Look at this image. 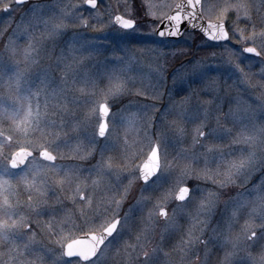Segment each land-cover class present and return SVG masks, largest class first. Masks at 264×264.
I'll list each match as a JSON object with an SVG mask.
<instances>
[{"label":"snow or ice","instance_id":"obj_1","mask_svg":"<svg viewBox=\"0 0 264 264\" xmlns=\"http://www.w3.org/2000/svg\"><path fill=\"white\" fill-rule=\"evenodd\" d=\"M15 3L29 5L27 23L22 28L17 25L12 31L17 40L23 36L27 44L21 47L9 38L5 51L13 57L22 56L26 67L20 68V61H16L17 66L9 74V65L0 56V80L8 78L7 91L0 94V247L7 249L0 252V264H35L26 259L29 256L35 257L39 264H70L67 258H75L78 264H98L105 250L121 251L120 241L125 235H134V243L125 242L122 246L130 260L134 258L137 264H162L161 258L169 255L164 250L167 238L183 230L179 223L182 217L190 218V226L174 248L185 256L202 249L204 258L197 256L198 264H209L214 253L222 254L217 257V264H264V179L251 188L247 187L246 179L244 191L229 196L224 212L217 210L219 195L235 186L234 177L251 176L257 171L264 176V28L258 32L253 21L257 5L252 0H186L177 4L174 14L169 15L164 11L169 8L165 3L124 0L125 13L134 17L126 19L124 15L114 14L110 0H100L99 5L98 0H81L80 4L63 0L53 3L15 0ZM85 6L94 10L87 17L80 11ZM259 7H264V0H260ZM4 10H10V5ZM206 14H215L216 21L205 22ZM231 16L235 20L229 21ZM261 19L264 22V17ZM241 22L248 27H238ZM72 27H91L100 33L114 31L119 34L122 46H112L111 58L106 57L104 64L90 69L88 64L103 45L86 40L81 33L65 39ZM7 31H0V38ZM186 32H198L205 47L221 48L220 52L210 53V58L220 63L212 65L193 56L187 60V68L182 62V71L173 68L168 76L173 83L189 84L195 77L204 86L201 91H207L213 98L202 103L197 99L193 105V96H197L193 90L179 105L173 106L177 120L159 126L148 115L154 105H139L155 135L144 136L149 149L147 159L132 167L134 154L127 140L121 144L119 127L125 126L126 132H137L140 117L138 113L126 112L128 106L112 112L109 102L115 105L133 93L130 85L134 81L126 73L138 52L175 47L167 42L183 37ZM61 44L64 48L55 62L41 67L33 80L29 69L39 67L42 53L46 55L49 46L55 49ZM244 44L249 46L237 52V46ZM168 55L188 53L158 55L154 69L158 82L148 85L152 95L146 99H155L156 89L167 80V59L164 63L159 60ZM254 67L259 71L252 72ZM253 77L259 80L252 83ZM228 80L243 86V92L228 96V108L224 111L223 103L218 102L219 85L221 81L227 84ZM257 91L259 95H255ZM97 93L103 103L95 99ZM134 95H145V91L137 89ZM88 104H98V127L92 119L96 107L89 112L74 110ZM205 105L214 106L217 113L214 127L209 126L211 113ZM195 121L199 123L190 135L186 125ZM66 127L71 129L74 145L69 142V133L63 131ZM189 136L191 144L184 147ZM210 137L231 138L227 147L238 149L239 155L206 143ZM61 145L69 147L75 159L99 158L87 169L57 165L58 156L64 158ZM117 150L120 164L115 162V157L106 155ZM228 156L236 158L227 159ZM212 165H216L215 169ZM209 181L216 191L201 187V182ZM18 186L29 193L25 201L18 198ZM87 188L104 195L99 199L85 196ZM69 191L73 195L65 199L74 205L79 200L81 204L73 213L63 208L61 198V194ZM149 204L152 207L147 217L141 215L137 219L136 213H143ZM193 205L195 214L187 211ZM228 205H232L230 212ZM44 215L48 216L47 220L40 219ZM213 217H218L214 225ZM242 217H246L245 222L234 233ZM157 224L164 225L158 234ZM85 228L91 233H85L87 243L72 240L65 244L71 239V235H64L65 230L71 233L72 229L84 231ZM45 232L55 237L51 243L60 245L58 249L41 245L37 235ZM133 253L137 255L133 257ZM163 264L168 261L165 259Z\"/></svg>","mask_w":264,"mask_h":264},{"label":"rangeland","instance_id":"obj_2","mask_svg":"<svg viewBox=\"0 0 264 264\" xmlns=\"http://www.w3.org/2000/svg\"><path fill=\"white\" fill-rule=\"evenodd\" d=\"M177 0H152V3L154 4H160L165 3L169 6V8L164 9V11L169 12L172 6L175 4ZM42 2L46 3H53V0H42ZM64 3H72V4H80L81 0H63ZM110 2L113 4L115 12L114 14H120L124 15L126 18H134L131 14H126L123 8L124 0H120V5H117V0H110ZM253 3H255L258 7V10L254 12L253 14V21L256 24V30L259 32L262 28H264V22H262V17H264V7H259L260 0H252ZM100 3V0H98V5ZM10 5V10L5 11L4 9ZM29 7L27 3L23 5H17L14 0H0V31H3L4 29H8L7 33L0 38V56H2L3 60L9 65V74L12 70L17 66L16 61H20L19 67L25 68L26 65L23 62L22 56H15L13 57L10 52L5 51V45L8 43V39L11 38L12 40H15L16 43L23 47L26 46L27 41L26 39L21 36L18 40L17 37L12 35V31L14 29H17V25H20L21 28L27 23V20L25 19L27 13L26 9ZM102 8V5H101ZM81 12H84L85 17H87L89 11H94L87 9V7H81ZM205 19L208 20H216L217 17L215 14L212 15H205ZM229 21L235 20V16H231L228 18ZM92 23H95L93 21ZM99 27V25H97ZM238 27L244 28L248 27L244 22L239 23ZM144 31H147L148 29H143ZM73 33H81L84 34V38L89 41L96 42L98 44H102L103 47L100 48V51L98 54L94 55L91 59V62L88 64V68L93 69L94 65H102L105 62V58H111L112 52L111 48L114 45H121V41H119V34L107 30L103 33L94 31L91 27L89 28H77L72 27L68 30L66 33L65 39L70 38ZM233 40H235V37H233ZM167 43L169 44H175V47H168V48H159L157 51H141L136 54L135 62L132 63L131 67L128 69L126 75L129 78H132L134 83L130 85V87L133 88V93H130L126 95L124 98H122L121 101L117 102L115 105H112L111 102H109V106L111 108L112 112H116L120 108H124L125 106H128L126 108V112L128 113H138L140 117V122L137 124V132H126L125 126L119 127V134L121 137V144H123L124 140H127L130 145V151L134 154V159L131 161V166L135 167L136 165H140L144 159L146 158L148 154V147L147 141H144L143 138L145 135L147 136H154L155 135V129L149 128L148 124L149 121L146 120L143 117V111L139 108V105L148 103L154 105L152 110L148 113L150 117H153L155 119V124L159 126L160 124L167 122H172L177 120L176 112L173 110L174 105H179V103L187 96L191 95L193 90L197 92V96H193L192 104L195 105L197 102V99L202 103L204 101L211 100L213 98L212 94H209L207 91H201V89L204 87L202 84L199 83L197 78L193 77V82L189 84L188 82L181 83L177 81L176 83H173V80L171 76H168V73L172 71L173 68L177 70V72L182 71L181 69V63H185V67L187 68V60L191 59L193 56L196 58V60H205L207 63L215 65L220 63L219 60H213L210 58L211 52H220L222 51L221 48L218 47H205V41L204 39L199 35L198 32L196 33H185L183 37H180L176 40H169ZM213 43V42H208ZM249 46L247 44L244 45H238L236 50L239 52L240 48ZM138 48H142V45H137ZM61 48H64V45L61 44L57 46L55 49H53L51 46H49L47 54L42 53V59L40 61L39 67L32 66L29 71L31 73V78L33 80H36V75L39 73V70L41 67H47L49 64H52L55 62V59L58 55H60ZM179 51L187 52V56H176L173 57V55H168L167 57H161L159 62L164 63V59H167V64L165 67L167 68V72L165 73L166 76H168L167 80L160 84V86L156 89L158 95L155 99H146L145 97H150L152 95V89L148 87L149 84H157V76L154 72V69L156 68L157 64V57L160 53H176ZM117 55H123L122 53H117ZM235 60L236 57H233ZM244 63H247L245 61ZM243 66V64L241 65ZM247 71V69H246ZM252 72H258L259 68L254 67L251 70ZM59 75V73H57ZM215 75V73H213ZM7 76L3 78V80H0V94H3L7 91ZM259 80V77H253L252 83H256ZM38 82V81H37ZM231 85V87H229ZM220 91L218 95L221 97V100L218 102H222L224 105L223 110L227 111L228 108V96H236L237 92H243V86H240L238 84H233L232 80H228L227 84H224L223 81H221L220 85ZM142 89L145 91V95L142 96H136L134 95L135 90ZM255 95H259V91L255 93ZM99 101V103H103L104 101L100 99V94L97 93V96L95 97ZM244 99H247V95L244 96ZM41 103L43 101L41 100ZM92 107H96V113L92 117L93 121L95 122L96 126L98 127L99 124V114H98V104L97 105H83L80 108H75L74 110L77 112L83 111V112H89ZM210 110V117H209V126L214 127L215 126V116L217 113L214 112V106H207ZM109 121H111V115H109ZM119 123V121H117ZM199 123V121L195 122H189L186 127L191 134H193V130L196 127V124ZM221 123H225L227 127H232L230 123L221 121ZM64 132L69 133V142L70 144L74 145L75 141L72 138L73 134L71 132L70 127H66L63 129ZM140 141H143V143H140ZM231 142V138H225L223 140H216L213 138H209V140L206 143H209L211 145L217 146L221 148L225 152H234L236 155H239V150L236 148H229L227 147ZM191 144V139L189 136V139L186 140L183 144L184 147H188ZM61 153L63 154L64 158L61 159L59 156L55 163L57 165H64V166H72L77 165L84 169L89 168L92 164L96 163V159L99 158L97 156L95 159L87 160V161H81L78 159H75L73 157V153L71 152L69 147H65L64 145H61L60 148ZM56 154L55 152L53 153ZM106 155H111L116 158L115 162L117 164H120V151H114L112 153H107ZM227 159H235L236 156H228ZM47 164L46 162H44ZM216 165H212V168L215 169ZM83 175H87V172H84ZM223 177H217V179H222ZM55 179H60V177H55ZM236 184L231 189H225L224 193H221L219 195V201L217 204V210L218 212H224L225 211V201L228 200L229 196H235L237 192H243L244 191V184L245 180L247 179L249 183L247 184V187L251 188L252 185L258 183L262 179H264V176H262L258 171L254 173L251 176H240L239 178H235ZM90 183V182H89ZM126 183V181H125ZM75 186H73L74 189ZM201 187H206L210 191H216V189L213 188L211 182H207L206 184L204 182H201ZM29 193L23 190L22 187L18 186V198L22 201H25L27 199ZM150 193H145V195H149ZM73 195V191H69L67 193L61 194V198L64 200L63 208L69 211L70 213L76 212L79 207L81 206L80 201L77 200L75 205L70 199H65V197H70ZM85 196H95L97 199H99L101 196L104 195V193H101L99 191L93 192L91 188H87L84 190ZM138 195V192H137ZM33 196L35 194L33 193ZM119 198V197H117ZM131 199V198H130ZM153 202H155L153 200ZM152 207L151 204L147 205L144 209L143 213L137 212L136 217L137 219L140 218L141 215H143L145 218L147 217V211ZM232 208V205L227 206V211L230 212ZM125 210H127V204L125 205ZM188 212L195 214L196 207L189 206L187 209ZM218 217H213L212 225L215 224V221ZM42 220H47L48 216L44 215L40 217ZM75 219V217H73ZM246 217H242L239 219V222L236 226V228L233 230L234 233H238L240 231V226L244 224ZM79 223V221H77ZM190 218L188 217H182L179 219V223L183 226V230L179 233H176L170 237L167 238V244L165 246V251L169 253L167 258L162 257V264L163 261L166 259L168 261V264H198L197 256H199L201 259L204 258V252L203 250L197 251H191L188 252V254L185 256L182 252L174 248V245L177 244L183 236L184 232L188 229L190 226ZM164 227L163 224H157L156 226V232L157 234L159 231ZM89 232L87 228L84 229V231H80L78 229H72L71 233H69L67 230H65L64 235L68 236L71 235V239L76 237L77 235ZM186 239L187 237L184 236ZM37 239L41 242V245L47 246V247H55L59 248L60 245H52L51 240L55 239V237H49L47 233H40L37 235ZM158 239V235H157ZM70 240V239H69ZM66 240L65 242H67ZM127 243H134V235H125L123 239L120 241L121 245V251L119 253L116 252V250H105V253L103 255L99 256L98 264H137L136 260L132 258L129 259V256L125 254V252L122 249L123 244ZM155 242V241H154ZM152 245H149L148 247H151ZM7 251L6 247H0V252ZM137 255L136 253H133L132 256L135 257ZM219 255H222L221 253H214L209 260V264H217V257ZM28 260H33L35 264H39V261L35 260V257L29 256L26 257ZM95 259V258H94ZM70 264H78L76 259H68Z\"/></svg>","mask_w":264,"mask_h":264},{"label":"water","instance_id":"obj_3","mask_svg":"<svg viewBox=\"0 0 264 264\" xmlns=\"http://www.w3.org/2000/svg\"><path fill=\"white\" fill-rule=\"evenodd\" d=\"M14 2H15V0H14ZM184 2H186V0H177V1L175 2V4L172 6V8L170 9V11H169V15L174 14L175 6H176L177 4H179V3H184ZM117 14H118V13H117ZM125 18H126V17H125ZM126 19H128V18H126ZM215 21H216V20H208V19H205V22L214 23ZM179 38H180V37H174V38H171V39H172V40H176V39H179ZM98 114H99V108H98ZM146 159H147V156H146V158L144 159V161H146ZM87 233H88V235H91L90 232H87ZM72 240H83L85 243L88 242L85 233L79 234L78 236H76V237H74V238L68 240L66 243L72 242ZM66 243H65V244H66Z\"/></svg>","mask_w":264,"mask_h":264},{"label":"flooded vegetation","instance_id":"obj_4","mask_svg":"<svg viewBox=\"0 0 264 264\" xmlns=\"http://www.w3.org/2000/svg\"><path fill=\"white\" fill-rule=\"evenodd\" d=\"M46 163H48V162H46ZM84 233H87V232H84ZM82 234V233H81ZM78 236V235H77ZM69 259H75V258H69Z\"/></svg>","mask_w":264,"mask_h":264}]
</instances>
